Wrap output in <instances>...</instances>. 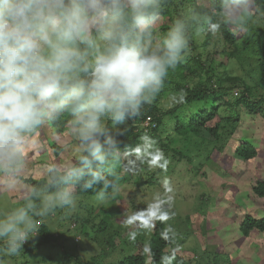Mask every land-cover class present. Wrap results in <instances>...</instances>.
<instances>
[{
    "label": "clouds",
    "instance_id": "obj_1",
    "mask_svg": "<svg viewBox=\"0 0 264 264\" xmlns=\"http://www.w3.org/2000/svg\"><path fill=\"white\" fill-rule=\"evenodd\" d=\"M165 3L0 0V176L7 178L5 189L17 190L26 142L50 119L70 117L68 135L79 145L75 164H51L44 188L21 189V202L0 212V259L18 256L58 209H75L77 187L88 190L117 179L125 153L143 160L151 152L153 159H163L147 133L131 149L119 137L127 131L122 126L152 103L170 71L190 52L189 21L183 17L157 39L156 22ZM246 3L234 2L229 11L242 12ZM163 188L154 197L156 206L171 201L166 179ZM97 199H103L101 193Z\"/></svg>",
    "mask_w": 264,
    "mask_h": 264
},
{
    "label": "trees",
    "instance_id": "obj_2",
    "mask_svg": "<svg viewBox=\"0 0 264 264\" xmlns=\"http://www.w3.org/2000/svg\"><path fill=\"white\" fill-rule=\"evenodd\" d=\"M234 2L239 3V0H166L160 14L164 21L159 25L156 23L158 39L175 18L183 17L189 21L190 52L185 61L178 64L175 70L170 71L163 87L166 94L164 102L168 101L170 95H176L175 101L171 97L173 101L166 106L158 93L151 104L144 106L137 118L128 121L130 124H127V131L119 139L123 145H128L131 149L140 142L139 138L147 133L155 140L154 147L163 155V159L158 160L159 171L166 176L175 164L184 162L193 164L195 158H200L207 165L206 161L211 160L213 155L226 150H231L240 163V173H246L248 164L260 155V147L251 141L241 140L238 145L229 148L231 144L233 145L232 138H236L235 131L239 128L242 110L264 117V94L260 98H255L253 86L249 81L229 71L225 73L224 70L228 65V59L238 57L240 50L239 36L232 26V16L229 11ZM246 6L264 10V0H247ZM193 15L197 17L195 22L191 19ZM220 34L222 37L217 39ZM212 43L214 46H219L220 50L209 49ZM248 75L251 80L259 79V83L264 84V58L261 59L256 73L259 78H256L255 74ZM236 89H242V92L234 94L233 91ZM181 95L184 96L182 102L178 100ZM230 95L233 96L232 100L228 99ZM227 110L230 113L226 114ZM147 118L152 120L150 125L145 127L143 123ZM69 119L68 116H61L49 120L57 136L68 127ZM34 138H37L36 132L29 136L27 146ZM45 144L51 147L55 158L60 157L63 151L61 146L49 143L46 138ZM27 146L25 151L29 152L30 147L27 148ZM37 149L39 148L35 147L31 153ZM151 159L153 160L151 152L143 160L130 152L125 153L118 170L119 176L109 185H95L88 190L77 187L81 201L86 198H97V193H101L104 200L108 199L107 207L110 211L105 206L101 207L100 217L101 214L103 216L101 222L94 225L91 231L87 225L83 224L88 220L87 218L77 213L81 220L79 222L77 216L73 217L75 225L81 228L87 238L97 240V244L108 246L107 250H118L117 259L107 264H169V261L170 264H176L179 258L175 255L180 240L177 239L174 232L175 226L171 223L175 213L170 214L162 209L148 210L146 215L135 217L132 230L114 221L116 213L113 210L112 197L119 187L130 181L129 177L137 167L151 163ZM35 166L38 168L41 166L39 161ZM193 167L195 173H199L200 169L196 165ZM217 171H222L224 176L237 173L230 163L227 165V170L225 168L221 170L219 167ZM41 175L44 177L19 175L18 178L23 179L22 181L31 188H44L49 175L48 169ZM201 176L204 179L208 177L206 172H202ZM231 179L226 177L219 182L226 187H232L230 190L236 189L237 186ZM135 181L140 184H153L156 179L152 175L146 181H141L140 178ZM251 198L264 208V179L254 181ZM81 205H83L82 202H79V206ZM91 207L93 208L92 205ZM241 210L236 217L239 221L237 226L239 225L243 236H250L254 230L264 232V213L256 216L250 213L243 214ZM148 230L152 233L148 234ZM63 234L57 231L52 223L41 222L39 231L24 245L20 254L15 257H3L0 259V264H8L9 259H13V264H35L41 261L52 263L54 261L52 253H44L43 250L59 247L60 242L63 244L61 241ZM40 251L43 255L41 259H37L36 253ZM67 258V264H83L82 258L75 254H70ZM99 259L92 256L86 264H105L103 258Z\"/></svg>",
    "mask_w": 264,
    "mask_h": 264
},
{
    "label": "rangeland",
    "instance_id": "obj_3",
    "mask_svg": "<svg viewBox=\"0 0 264 264\" xmlns=\"http://www.w3.org/2000/svg\"><path fill=\"white\" fill-rule=\"evenodd\" d=\"M243 9L235 15L231 12L232 26L238 33L240 50L238 57L228 59V65L224 70L225 73L229 71L249 81L253 86L254 97L260 98L264 94V84L259 83V79L251 80L248 74H255V77L259 78L256 73L261 59L264 58V10L248 8L246 4L243 5ZM163 21V17L159 16L156 23L159 25ZM219 37L222 35L220 34L217 39ZM209 49L220 50V47L212 43ZM233 92L238 94L242 89ZM165 95L162 88L159 96L163 98V102L166 100ZM171 97L174 100L176 95L169 96L168 101L164 102L166 106L173 101ZM229 97L228 99L232 100L233 96ZM228 113L230 111L227 110L226 114ZM241 113V122L238 130L235 131L236 138H232L235 142L233 141V145L231 144L229 148L235 147L242 140L251 141L261 149L260 155L248 164L246 173H240V163L231 150L213 155L211 160L206 161L207 165L200 158H195L193 164L188 162L175 164L167 176L159 171L158 160L151 159V163L137 167L130 175V181L119 187L112 197L113 210L116 213L115 223H121L132 230L136 216L146 215L148 210H167L170 214L175 213L171 223L174 224L175 235L180 240L175 255L179 257L176 264H264V232L254 230L250 236H243L239 225L237 226L239 221L236 217L240 209L243 214L261 216L264 213V208L251 198L254 181L264 179V117L249 114L246 110H242ZM125 127L127 128V125ZM35 132L38 139H31V144L28 146L26 142L25 146L30 148L29 152L24 150V169L20 176L44 177L41 174L51 164H74L77 161L79 145L69 137L68 127L57 136L54 127L50 121H47ZM45 138L49 143H56L63 148L59 158L52 155L53 151L45 144ZM35 147L39 149L31 153ZM38 161L41 165L39 168L35 166ZM229 163L237 173L224 176L222 171H217L219 167L221 170L223 168L227 170ZM195 165L200 169L199 173H195L193 167ZM202 172L207 173L206 179L201 176ZM152 175L156 179L153 184H140L135 181L138 178L146 181ZM226 177L232 178L234 185L237 186L236 189L230 190L232 187H226L219 182ZM6 179L0 176V212H5L14 203L21 202L19 199L22 194L21 189L31 188L22 181L23 179L17 178V190L10 193L4 187ZM165 179L172 189L169 193L171 201L165 199L162 204L156 206L154 197L157 193L163 194ZM79 202L83 205L79 206ZM108 205V199L95 197L83 201L78 199L75 209L71 211L58 209L55 215L48 217L46 221L52 223L57 231L64 233L61 237L63 244L60 242V246L53 249L44 248V253L50 252L54 256L52 263L41 261L35 264H67V257L70 254L81 257L83 264H86L92 256L103 258L105 264L117 259L118 250H107L108 246L97 244V240L87 238L73 220V217L76 218V214L79 213L83 218L88 219L83 224L91 231L94 225L101 222L103 217L102 214L100 217L101 207L105 206L110 211ZM77 218L79 219L78 216ZM147 232L152 233L151 230ZM43 252L36 253V258L41 259ZM8 264H13V259H9Z\"/></svg>",
    "mask_w": 264,
    "mask_h": 264
},
{
    "label": "built area",
    "instance_id": "obj_4",
    "mask_svg": "<svg viewBox=\"0 0 264 264\" xmlns=\"http://www.w3.org/2000/svg\"><path fill=\"white\" fill-rule=\"evenodd\" d=\"M151 120H152L151 118H147V119L144 121V125H145V127H147V126L150 125Z\"/></svg>",
    "mask_w": 264,
    "mask_h": 264
}]
</instances>
